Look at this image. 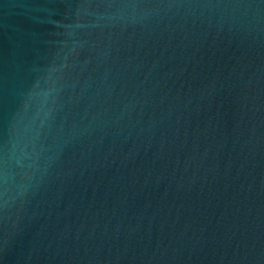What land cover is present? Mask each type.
I'll return each mask as SVG.
<instances>
[{"label": "water", "instance_id": "1", "mask_svg": "<svg viewBox=\"0 0 264 264\" xmlns=\"http://www.w3.org/2000/svg\"><path fill=\"white\" fill-rule=\"evenodd\" d=\"M0 264H264V0H0Z\"/></svg>", "mask_w": 264, "mask_h": 264}]
</instances>
